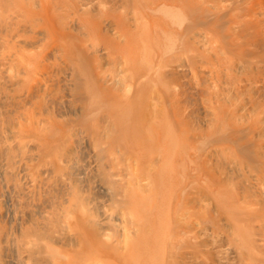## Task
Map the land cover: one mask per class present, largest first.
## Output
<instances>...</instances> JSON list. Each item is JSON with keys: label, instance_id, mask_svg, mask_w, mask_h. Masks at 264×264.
<instances>
[{"label": "rangeland", "instance_id": "rangeland-1", "mask_svg": "<svg viewBox=\"0 0 264 264\" xmlns=\"http://www.w3.org/2000/svg\"><path fill=\"white\" fill-rule=\"evenodd\" d=\"M137 1L0 0V264H264V14Z\"/></svg>", "mask_w": 264, "mask_h": 264}, {"label": "bare ground", "instance_id": "bare-ground-1", "mask_svg": "<svg viewBox=\"0 0 264 264\" xmlns=\"http://www.w3.org/2000/svg\"><path fill=\"white\" fill-rule=\"evenodd\" d=\"M144 2V0H140V3H139V0L137 1L140 5H142V2ZM145 1H147V0H145ZM177 0H160V2H158V4L156 5V6H154V9H158L159 7H160V11L164 14V15H166L170 20H171V25L175 22V23H179L180 21H182V20H184V19H186V20H190L191 18H193L194 17V14H193V3H191V1H189V0H178L179 2L180 1H183V3L180 5V4H178L177 2H176ZM215 1H218V2H220V3H224L226 0H215ZM249 1V3H250V5H252V7L254 8H256L257 10H256V12L257 13H259V14H264V0H248ZM55 2V1H54ZM57 2V1H56ZM58 3V2H57ZM53 4V3H52ZM56 4V3H55ZM97 3H94V7H93V9H95V11L94 10H92V11H94L93 13H96V12H100L101 13V8H100V10L98 11V5H100V3L99 4H97ZM35 5V4H34ZM36 5H38V4H36ZM58 5H60L59 3H58ZM58 5H56V6H58ZM137 5V4H136ZM62 6V5H61ZM93 6V5H92ZM100 6H102V5H100ZM143 6H144V3H143ZM142 6V7H143ZM159 6V7H158ZM98 9H97V8ZM135 7V6H134ZM137 7V6H136ZM135 7V9H137ZM156 7V8H155ZM26 8V7H25ZM53 8H55V6L53 5L52 6V8H51V10L53 9ZM143 8H147V6L145 5V7H143ZM148 8H150V10H152V7H148ZM147 8V9H148ZM97 9V10H96ZM55 10H57L56 8H55ZM155 10V11H156ZM57 11H60L61 12V14H62V11L60 10V6H59V9L57 10ZM56 11V12H57ZM139 11V9L137 10V12ZM153 12H155L154 10H152ZM152 11H151V13H152ZM60 12H58V13H60ZM146 12V11H145ZM161 13V14H162ZM54 14H55V12H54ZM138 14H140V11H139V13ZM143 14V13H142ZM142 14L141 15H139V18L141 19V17H142ZM56 15V14H55ZM133 15H136V12L133 14ZM57 16H59V15H57ZM100 16V15H99ZM144 16V15H143ZM135 17V20H136V18H137V15L136 16H134ZM165 17V16H164ZM54 18V17H53ZM56 18H58V17H56ZM55 18V19H56ZM138 18V19H139ZM145 18V17H144ZM107 19V18H106ZM134 19V18H133ZM139 19V20H140ZM143 19V18H142ZM147 19V18H146ZM144 20V19H143ZM57 21V20H56ZM109 21V19L107 20V21H105V20H103V22L105 23V22H108ZM110 21H111V19H110ZM109 21V22H110ZM173 21V22H172ZM108 22V23H109ZM139 22V21H138ZM108 23H105L106 24V26H108L107 24ZM142 23V22H141ZM146 23H147V21H146ZM146 23L143 21V23L142 24H145V26H146ZM112 24H114V23H112ZM112 24L110 23V26H112ZM139 24V23H138ZM141 24V25H142ZM166 24V23H165ZM104 25V24H103ZM105 26V25H104ZM167 26V25H166ZM83 27V26H82ZM103 27V26H102ZM168 27V26H167ZM85 28V27H84ZM141 28H143L142 26H141ZM160 28H162V27H160ZM102 29V28H101ZM163 29V28H162ZM86 30V29H85ZM137 30V29H136ZM143 30V29H142ZM158 31V30H157ZM161 31V30H160ZM83 32V33H82ZM81 33L82 34H86V33H84L85 31H82ZM140 32H142V31H140ZM161 32H163V30L161 31ZM179 32V31H178ZM182 32V31H181ZM58 33V32H57ZM144 33V32H143ZM59 34V33H58ZM136 34V33H135ZM141 34V33H140ZM144 35V34H143ZM165 35V34H164ZM168 36V37H167ZM167 36H165V39H167V42L165 43V41L163 42V44H166V45H164V47L165 48H167L168 49V51H166V53H168V52H171V51H169L170 49H172V50H174V48H175V46H176V42L178 41V40H180V35L177 33V32H171L170 31V34H168ZM181 36H182V34H181ZM84 37V36H83ZM68 37H66V39H67ZM144 38V37H143ZM163 38H164V36H163ZM79 39V38H78ZM75 41L77 42L78 40H76L75 39ZM80 41V40H79ZM84 42V41H83ZM95 42V41H94ZM146 42V41H145ZM77 43H79V42H77ZM98 43V42H97ZM180 43V42H179ZM69 44V43H68ZM95 44V43H94ZM178 44V43H177ZM70 45V47H71V43L69 44ZM82 45V47L81 48H83L84 46H86V45H84V44H82V43H80V45L78 44V46L76 47V49L74 48H72V51H74V50H76L74 53H75V57H76V54H77V48H80V46ZM84 45V46H83ZM100 45V44H99ZM145 45H146V43H145ZM179 45H181V43L179 44ZM178 45V46H179ZM88 46H90L89 45V41H88ZM91 46H92V44H91ZM95 46H98V45H96L95 44ZM163 46V45H162ZM177 46V49L179 48ZM63 47V46H62ZM87 47V46H86ZM102 47V46H101ZM142 47V46H141ZM181 47V46H180ZM58 47H56V48H54V49H57ZM88 48V47H87ZM144 47H142L141 49H143ZM150 48V47H149ZM152 48V47H151ZM50 49V48H49ZM84 49V48H83ZM86 49V48H85ZM93 49H94V47H93ZM176 49V48H175ZM53 50V47H52V49H51V51ZM66 50H67V48H66ZM82 50V49H81ZM81 50H79V51H81ZM88 49H86V51H87ZM90 50H92V48H90ZM95 51H96V49H94ZM93 50V51H94ZM99 50H101V49H99ZM48 51H50V50H48ZM48 51H46L47 52V54L49 53ZM54 51V50H53ZM78 51V52H79ZM83 51H85V50H82L81 51V53L83 52ZM70 52H71V50H70ZM91 52V51H90ZM90 52H87V53H90ZM173 52V51H172ZM74 53L73 54H71V56L73 55L74 56ZM81 53H80V56H81ZM84 53V52H83ZM100 52H98V54H99ZM140 53H142V52H140ZM145 53V52H144ZM79 54V53H78ZM85 54H86V52H85ZM94 54V53H93ZM101 55H102V52L100 53ZM99 54V55H100ZM70 56V55H69ZM73 56L71 57L72 59H73ZM79 56V55H78ZM79 56V57H80ZM141 56V55H140ZM157 56V55H156ZM163 56V55H162ZM159 57V56H158ZM143 58H144V56H143ZM156 58V57H155ZM75 59H77V58H75ZM74 59V60H75ZM139 59H142L141 57L139 58ZM139 59L137 60V62L139 61ZM161 60H162V58H160ZM73 60V61H74ZM145 60V59H144ZM160 60V61H161ZM141 61V60H140ZM159 61V62H160ZM76 62V61H75ZM80 62H82V61H80V58H79V60L77 61V63L76 64H74V67H73V77H74V79H73V83H72V85H73V91H74V93L76 94L75 96L77 97L78 96V94H79V92L81 91V88L82 89H84L83 88V80H84V78H83V80L80 78V71H81V69H80V66H81V64H80ZM144 62V61H143ZM146 62V61H145ZM159 62H158V64H159ZM152 63H153V61H152ZM142 64V63H141ZM153 64H155V63H153ZM144 65H147V64H145L144 63ZM148 65L150 66V62L148 63ZM147 65V66H148ZM155 65H157V60H156V64ZM160 66V65H159ZM159 66H157V71H158V67ZM144 67V66H143ZM82 68V67H81ZM152 68L150 67V70H151ZM153 70V69H152ZM151 70V71H152ZM157 71H155V72H157ZM154 72V73H155ZM71 75H72V73H71ZM148 79V78H147ZM151 80V79H150ZM152 81V80H151ZM89 82H90V80H89ZM153 83V82H152ZM86 84V83H85ZM154 84V83H153ZM89 85V84H88ZM127 85H125V87H126ZM89 89H91L90 88V86L88 87ZM87 88V89H88ZM128 88V87H127ZM71 90V89H70ZM72 91V92H73ZM129 91V88L127 89V92ZM84 92H85V89H84ZM132 92V91H131ZM74 93H73V95H71V96H73V97H75L74 96ZM90 94H91V91L89 92ZM126 93V92H125ZM82 96H84V94H81L80 96H78L77 98H81ZM88 96V95H87ZM93 95L91 94V96L90 97H92ZM95 96H96V98L98 97V95H96L95 94ZM104 96V95H103ZM99 98V97H98ZM101 98V97H100ZM79 99L77 100V101H79ZM81 99H83V98H81ZM80 99V100H81ZM92 99V98H91ZM104 99V98H103ZM72 100V99H71ZM74 100V102H76L75 101V99H73ZM73 100H72V103H74L73 102ZM70 101V100H69ZM68 101V102H69ZM100 101H102V100H100ZM105 100H103V102H104ZM108 101H110L109 99L108 100H106L104 103L105 104H107V102ZM67 102V103H68ZM71 102V101H70ZM110 103H113L112 101H110ZM103 104V103H102ZM101 104V105H102ZM70 105H72V104H70ZM108 105H109V102H108V104L105 106V108L106 107H108ZM110 107V106H109ZM127 111H129V109H127ZM120 112V111H119ZM125 112V111H124ZM123 112V113H124ZM116 114H117V112H116ZM119 114L120 113H118V115H116V116H119ZM127 114V113H126ZM125 114V115H126ZM115 115V114H114ZM121 115H123L122 114V112H121ZM124 116V115H123ZM122 116V117H123ZM120 119H121V117H120ZM121 121V120H120ZM122 124H124V121L122 122ZM163 127V126H162ZM123 128H124V126H123ZM127 129V128H126ZM167 129V128H166ZM168 130V129H167ZM164 133V132H163ZM166 133V132H165ZM168 133V132H167ZM171 135L173 134V133H170ZM174 135V134H173ZM162 137V136H161ZM161 139V138H160ZM162 142V141H161ZM34 145V144H33ZM178 159V158H177ZM186 161V160H185ZM187 163V162H186ZM185 162H184V164H186ZM188 165V164H187ZM186 165V166H187ZM190 166V165H189ZM184 167V166H183ZM182 167V168H183ZM182 172V171H181ZM177 173V172H176ZM183 173V172H182ZM178 174H180L179 172H178ZM177 174V175H178ZM182 185V184H181ZM2 187V186H1ZM179 190V189H178ZM174 195V194H173ZM179 198H180V195H179ZM170 218V217H169ZM64 219H65V216H64ZM77 219H80V218H77ZM67 221V220H66ZM75 223L79 226V229H80V227H84L82 224H81V222L79 221V220H76L75 221ZM92 226V225H91ZM49 228V229H48ZM48 228H47V236H49L50 238H59L60 240H65V238L64 237H66V236H68V235H65L64 234V232H65V230H67L68 229V227L66 226V224H64V223H61V222H56V221H54L53 223H51L50 224V226H48ZM87 229H88V227H86ZM86 228H84V231H86ZM180 232V231H179ZM93 233L90 231L89 233H88V237H89V239L93 242V243H96L97 241H96V237L94 236V235H92ZM62 235V236H61ZM96 235V234H95ZM98 235V234H97ZM72 239V238H71ZM67 240V239H66ZM76 239L74 238L73 240H71L72 242L73 241H75ZM127 240V239H126ZM55 241V240H54ZM68 241H69V238H68ZM68 241H66V242H68ZM88 241V240H87ZM58 242V241H57ZM70 242V241H69ZM71 242V243H72ZM104 242V241H103ZM63 243V242H62ZM69 244V243H68ZM98 248H99V252L101 253V254H109V251L107 250V248L105 247V246H103V245H99V246H97ZM4 250V249H3ZM116 250V249H115ZM6 253V252H5ZM4 251H1L0 252V260H2L3 259V257H4ZM131 256V255H130ZM129 257V256H128ZM48 260H50V261H48L47 263L46 262H44V264H56L55 263V260L53 259V258H51V257H46ZM124 258V257H123ZM131 258V257H130ZM133 258V257H132ZM153 258V257H152ZM117 259H118V257H117ZM119 260V259H118ZM136 260V259H135ZM121 261V260H120ZM119 262V261H118ZM134 262V261H133ZM2 264V263H1ZM4 264V263H3ZM119 264H121L120 262H119Z\"/></svg>", "mask_w": 264, "mask_h": 264}]
</instances>
